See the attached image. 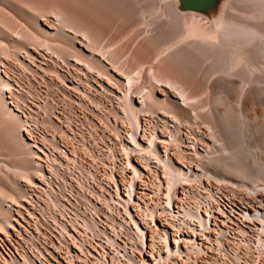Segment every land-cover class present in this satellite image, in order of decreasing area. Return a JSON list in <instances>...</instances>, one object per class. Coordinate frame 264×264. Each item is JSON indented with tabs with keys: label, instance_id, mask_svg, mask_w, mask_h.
Instances as JSON below:
<instances>
[{
	"label": "rangeland",
	"instance_id": "obj_1",
	"mask_svg": "<svg viewBox=\"0 0 264 264\" xmlns=\"http://www.w3.org/2000/svg\"><path fill=\"white\" fill-rule=\"evenodd\" d=\"M80 1L84 4V0ZM52 15L53 13H48L46 17H43V15L38 14L39 22L45 23L47 26L52 25L51 27H54L55 25L57 27H62L60 18ZM150 19L151 16L146 17L143 23L138 25L137 28L128 25L126 26L127 28L125 27V31L122 29L117 32L116 28L113 29L104 38L105 41H102L103 43L100 47L102 50L101 53L103 52L106 57L112 50L117 49L119 46L127 42V39L129 41L134 31L146 25ZM25 20L27 19H21L19 23L13 24H19L17 31H23V28L27 26L28 21L26 23ZM97 24L100 26V23H96V26ZM139 39L140 36L137 37V40L134 39V45L130 46L128 51L134 50L133 48L137 46V41H140ZM180 39L167 43L156 51L152 50L150 54L144 58L145 60L143 59V61L148 62H146L147 65L146 63L145 65L143 64V67L142 64H140L141 62L130 67L128 61L132 52H126L127 54L119 59L118 67L124 66V70L132 72L133 76L141 77L144 71L143 68L145 69L146 66H154L159 60L163 59L172 48L181 44L182 40L184 42L185 39H192V37L185 36ZM6 40L8 44L11 43L10 38H7ZM25 50H27V48ZM28 50L29 53H24L19 50L20 52L18 54H14V51L7 50L6 55L10 53L13 54L5 56V61L0 63V74L10 76L9 82L11 81V86H14V92L16 93L13 95L10 91V93L3 92V98H5L7 104H11V110H13L14 107H17L16 103L18 106L20 104L22 108H20L21 111L19 112V115L22 117V114H25L26 117V120L23 121L24 126L22 127H20L17 112L12 113L7 117V127H9L8 136L9 134H13V138L19 140L24 136L23 129L29 127L30 131L27 130L28 135L31 136V138H34L39 146L43 148V151H45V162L43 164L45 165L43 166L45 168L43 169L47 174V179L49 180L50 185L51 182H53V185L50 186L44 181L43 183L41 182L40 185H43V187L46 186L44 187L46 190L49 186L48 191L50 190V193H46L45 191L34 192L35 202L32 201L33 203L31 204L22 201L28 209H20V207H18L12 210L16 214V218L19 219L21 215L20 219L22 223H19V220L16 219V223H18L17 229H11L10 235L4 233L5 236L3 235V240H0V255L2 258L11 257L12 261V258L16 253L19 257H23L22 253L19 252L20 248V251H23L24 255L26 253L28 256L30 255L29 257H31L33 262L37 264H73L76 260L77 262L75 264H122L123 260L125 264H144V259L142 258L144 252H146L145 258L147 260H151V258L146 255L148 252L145 251L146 246H144L145 244L142 242L143 238L141 236L143 233L141 230H143L146 232V237L148 238L147 244L151 247V250L153 248L152 251L156 252L159 256L158 259L160 264L264 263V252L263 250L258 249V245L261 244L258 237L260 235H258V232L251 227H245V225L248 224L247 222H244L246 219L244 220V218H240L245 213L242 214L240 208L244 209V207L251 206V204H249L250 200H247L246 196L255 195L253 192L256 191L253 190V186H255L260 192L264 190L262 185H258L263 181H257L258 184H255L248 179H244L234 170H231L230 172L223 170L216 172L213 170L218 176L235 181V184L217 181L214 178L208 180L204 171H199L197 175L192 176L189 185H183V182H186V180L173 184L172 182H168L169 180L167 177L169 176L166 174L167 170L160 166L161 163H156L157 158L151 152L152 147L150 145H152V141L156 142L157 145L159 144L158 148L163 152L161 155H165V148L163 147L164 142L170 143L168 151L171 154L170 156L175 160H180L179 156L187 154L184 155V157L187 158H182L183 160L181 161L188 169L189 173L191 169L198 170L200 168L199 163L201 161L200 159H203L202 156L206 158L207 156L212 155L213 148L215 147L213 146L215 143V134L206 123H201V119L194 115V111L192 116L190 115L192 119L189 123L183 119L178 120L172 116H165V113L163 114L160 112L162 110L159 108H153L154 111H152L154 114L153 112H147V115L142 112L137 118L131 114L130 111L126 113L127 102L125 100V94H123V91L119 86H122V81L127 85L129 84L126 78L117 74L119 71L112 65L110 66L111 69L108 67L109 70L106 74H101L98 68L94 69V71H87V67V69H84L82 65L77 63V60V62L70 60L67 55L64 56H66L69 62L64 63V61L62 62L59 58L52 57L50 53H44L47 52L46 50H43L44 52L42 50L38 52L37 50L35 51V49H32V51L30 48H28ZM72 54H75V52H72ZM214 74L207 79V84L210 85L206 87V84L204 88H202L198 94L193 95L191 99L184 98L178 91L174 92L171 89L160 90L163 94H161V98L164 100L171 99V102L176 104L180 102H182L181 104H186L187 102L195 103L197 105L195 112L201 113L206 111L211 106V103L208 104V102H210L208 100L210 96L208 97V95H211L209 88L218 76L215 75L214 78ZM177 75L180 76L178 73ZM3 80L4 78H2V82ZM208 92L210 93L208 94ZM167 93L169 94V97ZM205 95L206 97H204ZM178 96L179 99H177ZM233 98L239 100L232 99L233 102L230 101L233 103L232 106H238V108L241 107L243 97H238L237 95V97ZM138 100V98L134 99L137 107L146 108L144 104L142 105L138 103ZM201 101L206 102L203 103ZM254 109H256L257 116H259H256L257 118L254 117L253 121H251V123L253 122L250 127L251 129L255 128L256 125L254 124H259V120H261L259 125L264 123V118L262 117L264 116V105L257 104V106H254ZM251 113L255 114L254 112ZM138 122H140V126ZM252 126L254 128H252ZM258 128L260 129V126ZM262 128L264 127L261 126V129ZM131 131L135 133L138 139L137 141L142 146L135 145L131 137ZM263 132L264 129L261 133ZM160 140L161 142H158ZM262 144L261 147L264 148V143ZM136 146L137 148H135ZM130 148H133L134 150ZM258 149V147L255 148L257 152L259 151ZM26 150L27 149H23L24 155L22 156L26 159L31 158L32 156L29 153L30 150ZM196 151L199 152L197 153ZM256 151L254 153H256ZM143 155H145V158H142ZM176 155L179 156L177 157ZM11 156L12 155L9 157ZM164 158L166 159V157ZM146 162L151 165L152 169H145ZM133 165L140 172L137 173L134 170ZM188 165L190 168H188ZM32 174L38 176L37 173ZM138 179H143V181H138ZM133 180L135 181L136 188L135 201L133 203L126 198L127 201H129L128 203L119 198L118 191L120 190L121 194L124 196L126 194V186ZM222 182L226 184H222ZM160 183H162L163 186H159ZM241 184L242 186H248L253 192H251L250 189L247 190V188L240 186ZM231 185L234 187L240 186V188L238 187L239 190H233L230 187ZM52 186L56 191L51 189ZM169 186H173V188H170ZM160 187L161 189L163 188L162 190L167 191L163 194V197H161L160 194H157ZM174 190L177 192L175 194L176 196L174 195ZM244 190H246L247 193ZM169 193H172L174 196V204H176L174 206L177 211L178 209L183 211V209L191 207L194 211L205 210L208 208L209 210L212 209V213L216 211L221 212L216 208V204L219 202L220 206L225 208L226 215L228 214L227 216L224 215V219L221 221L222 224L231 222L235 228L234 230L231 229V232L235 231L238 235L234 234V232L231 234L229 231L230 228L226 229L225 233L220 231L217 229L219 226L215 225L214 220L210 221V223L207 222V228H203V226L200 225L196 226L197 219L191 215H187L185 211L182 216H185L184 218H186L185 221L187 223H185V221L178 222V229H172L168 226V218H173V216L169 215L171 211L167 209L168 206H166L169 202V200L166 199ZM210 194H214L213 196L218 202L215 201ZM55 196H58L62 202L65 203L66 207L62 206L60 203L59 205H55L56 203L53 204ZM105 198H110L107 200V203L104 201ZM119 199L121 200L120 202ZM94 204H97L95 207L99 210V214L93 209ZM108 205H112L110 206V209L108 208ZM213 205H215V207H213ZM128 206L129 211L131 210L130 212H132L130 215L126 210V207ZM157 206H161L162 210L159 211ZM191 208L189 209L190 212H194ZM30 212L34 214L31 215ZM160 212H163V216H160ZM35 216L38 217V219L35 218ZM155 216L157 217V221L155 222H158V224L161 225L160 230L158 229V231L157 228L155 229ZM56 218L58 221L54 220ZM85 221H88L87 223L89 224L92 223L90 226L94 227L95 230H93L92 227L89 229L86 226H83L81 223ZM135 222L139 225L141 230ZM73 223L84 227L83 234L76 233L72 230L75 226ZM5 224L8 223L5 222ZM61 224H64L66 227ZM37 226L40 227L37 228ZM40 228H42V230ZM152 228L154 230H152ZM242 229L247 230L248 233H243ZM205 231H210L207 232V235L211 237L212 240H209V238H205V236L202 235V232ZM97 232H99V234ZM164 233L165 237L162 235ZM178 234L180 238H177L176 240L181 242L179 248L174 246L172 241ZM73 236H77L81 239L74 240L72 239ZM110 238L113 242L117 243L112 245L111 242L108 241ZM166 238H169L171 246H173L172 254H170L169 251L166 253V250L168 249L165 243ZM76 240L82 242V249L83 247L85 248L83 249L84 252L81 250V253L79 249V251L76 249ZM198 244H200V246H205L206 252L201 251L196 247ZM221 244L222 246H220ZM94 246L96 247L94 248ZM189 246L192 247L190 248ZM98 247L101 248L102 252L106 250L105 255L108 256L106 260L103 259L104 256L101 254V251L96 249ZM138 247L144 248L143 253L139 252L140 249ZM37 248H41L43 254H40L37 251ZM178 249L180 250V254L175 257V254L178 253ZM75 253L78 255L75 256ZM71 254H73V257ZM190 254L195 258H189V256H191ZM79 255L82 257H79ZM160 256L164 257L160 258ZM250 256L255 259L254 263L245 262V258ZM70 257L72 258L70 259ZM73 258L75 259V262L73 261ZM154 263L155 261H153V264ZM23 264H26L24 260Z\"/></svg>",
	"mask_w": 264,
	"mask_h": 264
},
{
	"label": "bare ground",
	"instance_id": "obj_2",
	"mask_svg": "<svg viewBox=\"0 0 264 264\" xmlns=\"http://www.w3.org/2000/svg\"><path fill=\"white\" fill-rule=\"evenodd\" d=\"M48 13H53V15L60 18L62 27H57L56 25V27H51L52 25L47 26V24L39 22L38 14L46 17ZM149 16H151L150 21L141 28L136 29L131 35L132 38L130 37L129 41L127 39V42L119 46L117 49L112 50L106 57L104 56L103 52L102 55V50L100 49L103 43L102 41L113 29L116 28L117 32L121 31L122 29L123 31H125V29L127 28L126 26L128 25L133 28H137L138 25L143 23L144 19ZM25 18L27 19L25 20L26 23L28 21L27 26L23 28V31H17L19 24H13L19 23L21 19L23 20ZM96 23H100V26L98 24L96 26ZM138 36H140V41H137V46L133 48L134 50L128 51L130 46L134 45L133 41L134 39L137 40ZM185 36H191L192 39H185L188 41L184 40V42L182 40L181 44H178L174 48H172L163 57V59L159 60V62L154 66H146L145 69L143 68L144 71L142 70L143 74L141 77L133 76L132 72L124 70V66L118 67L119 59L125 56L127 54L126 52H132L130 59L128 58L130 67L134 66V64L138 62H141L140 64H142L143 67V64L145 65V63L147 62L143 61V59L148 54H150L152 50L156 51L157 49L163 47L165 44L170 43L174 40L176 41V39L184 38ZM7 38L11 39V43L9 41L10 44L7 43ZM26 48L27 50H25ZM28 48H30L31 50L35 49V51L37 50L38 52L41 50H46L47 52H43L46 54L50 53L52 57H57L62 60V62L64 61V63L69 62L68 59L74 61L77 60L78 62H76L82 65L84 69L88 68L87 71H94V69L98 68L101 74H106L110 66L112 65L116 68V70L119 71V73H117V71L115 70L116 73L120 74L128 81L129 85L125 84V82L122 81V86L119 87L122 89L123 94H125V100L127 102L126 113L130 111V113L135 117H139V114H141L142 112L144 114H147V112H153V108H159L160 110H162L160 112H162L163 114L165 113V116H172L173 118L178 120L183 119L189 123L192 119L191 116L194 111V115H196L197 118L201 119V123H206L208 127L214 132V150L212 151V155L207 156L206 158L202 156L203 159H200V168L198 170L191 169L189 173L188 169L185 167V165L182 164L181 161L183 160L182 158H187L184 157V155L187 154H182L183 156L178 155L180 157V160H175L172 156H170L171 154L168 151L170 143L164 142L163 147L165 148V155H161V153L163 152L160 148H158L159 144L157 145L156 142L152 141V145H150L152 147L151 152L157 158L156 163H161L160 166L164 167L167 170L166 174L169 176L167 177L169 183L172 182L173 184H177V182L186 180V182H183V185H189V181L192 180V176L197 175L199 171H204L208 180L210 178H214L217 181H224L235 184V181H231L229 179H226L225 177L218 176L213 171L215 170L216 172H218L220 170H223L230 172L231 170H234L244 179H248L255 184H258L257 181H263L258 185H262L264 187V148L261 147L263 145L262 143H264V132L261 133L264 128L261 129V126L264 127V123L262 122L263 124L259 125L261 122V120H259V124H254L256 125L255 128L252 126V128L254 129L250 128L253 123H251V121H253V118H257L259 116H257V111L256 109H254V106H257V104L264 105V0H84V4L80 0H0V63L5 61V56L13 54L8 52L10 54L6 55L7 50L14 51V54H18L20 52L19 50L24 53H29ZM72 52H75V54H72ZM30 55L33 56L32 54ZM64 55H67L69 58L67 59ZM177 73L180 76H178ZM212 74H214V78L215 75L218 76L215 78L209 88L211 93L208 92V94L210 93L211 95H208V97L210 96L208 98V100L210 101L208 102V104L211 103V106L206 111H203L201 113L195 112V108L197 107L195 103L187 102L186 104H181L182 102H180L176 104L171 102V99L164 100L161 98L162 93L160 92V90L171 89L174 92L178 91L179 94L184 98L191 99L193 95L198 94L201 89L204 88V86L207 84V79ZM9 77L10 76L0 74V240H3L4 233L10 235L11 229H17L18 223H16V219L19 220V223H22L20 219L21 212L19 211L20 218L18 219L16 218L17 216L12 210L18 207H20V209L27 208V206L22 203V201L32 204L33 197L31 195V191H35V193L41 191L50 193V190L48 191L49 186L46 190V188H44L46 186L43 187V185H40L41 182L43 183V181L46 184L50 185V182L47 179V174L43 169L45 168L43 167L45 166L43 165L45 162V151H43V148L39 146L38 142H36L34 138H31V136L28 135L27 130H29V127L27 129H23L24 136L19 140L13 138V134H9L8 136V116H10L12 113L17 112V116H19L20 127L24 126L23 121L26 120L25 114H22V117L19 115V112L21 111L20 108H22L20 104L18 106V104L16 103L17 107H14V109L11 110V104H7L5 102V98H3V92H12L13 95L16 94L14 92V86H11V81L9 82ZM2 78H4L3 82ZM209 85L207 84L206 87H208ZM237 95L238 97H243L242 105L239 108L238 106L233 107V103H231L234 99H236L233 97H237ZM204 97H206V95ZM136 98L139 99L138 103L142 105L144 104L146 108H141L139 106L137 107L134 102V99ZM177 99H179V96ZM201 102L204 103L206 101ZM251 112H254L255 114ZM262 117L264 118V116ZM138 123L140 126V122ZM259 126L260 129L258 128ZM131 137L135 145L142 146L137 141L138 139L135 133L132 132ZM161 140L158 142H161ZM137 146L135 148H137ZM257 147L259 148L258 150L260 152H257L255 150V148ZM23 149H27L26 151L30 150L29 153L32 157L27 155L31 158L26 159L24 156H22L24 155ZM255 151L256 153H254ZM196 152L198 153L199 151ZM9 153L10 155H12L11 157H9ZM144 156L145 155H143L142 158H145ZM164 157H166V159ZM133 168L137 173L140 172L135 168L134 165ZM146 168L152 169L151 165L147 162L145 163V169ZM188 168H190L189 165ZM32 173H37L38 176H34ZM141 180L143 181V179ZM141 180L138 179V181ZM54 183L56 184L55 181ZM222 184L226 183L222 182ZM51 185H53V182H51ZM161 185L162 183H160L159 186ZM240 186H242V184ZM240 186L238 187L240 188ZM37 187H39L40 189ZM169 187L173 188V186ZM230 187L233 190H239L238 187H234L233 185H231ZM242 187L247 188V190L250 189L251 192H253V190L256 191L253 192V194H255L254 196H246V199L250 200L249 204H251V206L244 207V209L240 208L242 214L245 212L240 218H244V220L246 219L244 222H247L248 224H244L245 227H251L253 230L258 232L257 234L260 235L258 237L261 244L258 245L259 248L256 244L255 245L258 249L263 250L264 252V190L260 192L256 189L255 186H253V190H251V188H248V186L246 185ZM51 189L53 191H56L53 186L51 187ZM162 189L160 187V190L158 189L159 192L157 193L160 194L161 197H163V194L167 192L166 190ZM127 190H136L134 180L131 181L129 185H127ZM176 191L174 190V195L177 193ZM244 191L246 192V190ZM118 195L121 200L129 203V201H127L126 199L128 198V195L125 194L123 196L120 190L118 191ZM213 195L210 194V196L215 200ZM109 199L105 198L104 201L107 203V200ZM120 199L119 202L121 201ZM166 199L169 200L168 203L170 205H166L168 206V208H166L171 211L169 215L173 216V218H168V226H170L172 229H178V222H184L186 220V218H184L185 216H182L183 212L185 211L187 215H191L197 219L196 226L200 225L203 226V228L206 227L208 222L207 218L210 216L209 221L214 220L215 225L219 226V228L217 229L225 233V230L230 228V233L232 234V232H234V234H236L235 231L231 232V229H235L231 222L222 224L221 221L222 219H224L226 211L224 207L220 206L218 200H215L218 202V204H216V208H218V210H220L221 212L216 211L212 213V209L209 210L208 208H206L205 210L194 211L189 206L188 209L184 207L185 209H183V211L179 209L177 211L174 206L176 204H174V196L172 195V193H169ZM53 201V204L56 203L55 205H59L60 203L62 206L66 207L65 203H63L58 196H55ZM134 201L135 194L132 197V202L134 203ZM96 205L97 204H94L93 209L97 214H99V210L95 207ZM110 206L112 205H108L109 209ZM157 207L159 208V211L162 210L161 206ZM213 207H215V205H213ZM190 208L194 212H190ZM126 210L129 215L132 214V212H130L131 210L129 211V206L126 207ZM162 213L160 212V216H163ZM30 214L33 215L34 213L30 212ZM35 218L38 219V217L36 216ZM54 220H57V218ZM155 221H157L156 216L154 217V222ZM5 222L8 224H5ZM87 222L88 221H85L81 224L90 229L92 227L90 226V224L92 223L89 224ZM185 223L187 222L185 221ZM73 224L75 226L72 228V230H74L76 233L78 232L80 234H83L82 232L84 227H82V225H76L75 223ZM136 225L139 228V225L137 223ZM155 225V229L157 228V231L158 229L160 230L161 225H159L158 222H155ZM38 227L40 226H37V228ZM92 228L93 230H95L94 227ZM40 229L42 230V228ZM152 230L154 229L152 228ZM141 231L143 233V235L141 236L143 238L142 242L145 244L144 246H146L145 251L148 252L146 255H148L152 260V262L151 260H147L145 258L146 252H144V256L142 254V258L144 259L142 260L144 264H153V261H155L154 264H160V261L158 259L159 256L156 254V252L152 251L153 248L151 250V247H149V245L147 244L148 238L146 237V232H144L143 230ZM242 231L243 233L247 232V230L245 229H242ZM207 232L210 231L202 232V235L205 236V238H209V240H212L211 237L207 235ZM97 233L99 234V232ZM162 235L165 237V233ZM236 235H238V233ZM177 238H180L179 234L176 235L175 239L172 241L174 243V246L179 248L181 242L177 241ZM72 239L75 240L81 238L73 236ZM108 241H110L112 245H114V243H117L113 242L111 238ZM81 243V241L76 240L75 246L77 250L79 249L80 251H83V249L85 248L83 247L82 249ZM165 243L166 247L168 248L166 250V253H168L169 251V253L172 254L173 246H171V241H169V238L165 239ZM220 246H222V244ZM95 247L96 246H94V248ZM196 247H198L201 251L206 252L205 246H200V244H198L196 245ZM138 248L140 249L139 252L143 253L144 248ZM96 249L101 251V254L104 256L103 259L106 260L108 258V256L105 255L106 250L102 252L101 248L98 247ZM37 251L40 254H43L41 248H37ZM177 251L178 253L175 254V257L179 256L180 254V250L178 249ZM19 252L22 253L23 257H19L17 253L16 255H14L12 252V254L14 255L12 261L11 257L2 258V256L0 255L2 258H0V264H23V260L26 264H37L33 262L31 257H29L30 255L28 256L27 253L24 255V252L20 251V248ZM71 255L73 257V254ZM77 255L75 253V256ZM72 257H70V259ZM79 257L82 256L79 255ZM161 257L163 258L164 256H160V258ZM189 258L195 257L191 255L189 256ZM254 260L255 259L252 256L245 258V262L254 263ZM73 261L75 262L74 258ZM123 261L122 264H125Z\"/></svg>",
	"mask_w": 264,
	"mask_h": 264
},
{
	"label": "built area",
	"instance_id": "obj_3",
	"mask_svg": "<svg viewBox=\"0 0 264 264\" xmlns=\"http://www.w3.org/2000/svg\"><path fill=\"white\" fill-rule=\"evenodd\" d=\"M127 187V186H126ZM136 189V188H135ZM125 191H126V195H128V199L130 200V201H132V197H133V195L135 194V190L133 191V190H127V188L125 189ZM32 192H35V191H31V195H32V201H35V197H34V193L32 194ZM33 203V202H32ZM168 206H170L169 205V203H168ZM209 218H210V216L207 218V221H208V223H210V221H209Z\"/></svg>",
	"mask_w": 264,
	"mask_h": 264
}]
</instances>
